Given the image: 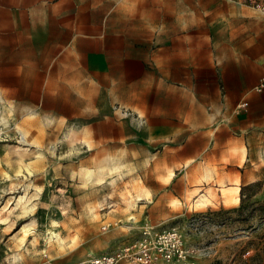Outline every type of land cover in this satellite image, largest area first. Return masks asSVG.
<instances>
[{"label":"rangeland","instance_id":"374dc122","mask_svg":"<svg viewBox=\"0 0 264 264\" xmlns=\"http://www.w3.org/2000/svg\"><path fill=\"white\" fill-rule=\"evenodd\" d=\"M196 1L185 0L186 7ZM201 17L208 30V12ZM225 25V18L216 22ZM194 27L187 9L185 33ZM11 38L0 34V73L2 62L16 58ZM152 49L159 60L156 36ZM127 63L133 65L109 68L99 82L42 84L51 90L43 98L26 91V98L12 100L0 92V264L82 262L118 251L146 225L179 227L193 264H264V169L253 179L233 172L244 163L218 167L204 160L201 132L224 117L207 120L204 100L200 115L192 114L194 94L215 86L221 102L223 84L206 85L197 74L185 85L184 114L167 115L159 61ZM170 125L178 131H167ZM186 142L196 150L181 165L174 157ZM256 181L261 184L245 189L251 195L244 204L233 200L235 186L240 197V187Z\"/></svg>","mask_w":264,"mask_h":264},{"label":"crops","instance_id":"0c3cea01","mask_svg":"<svg viewBox=\"0 0 264 264\" xmlns=\"http://www.w3.org/2000/svg\"><path fill=\"white\" fill-rule=\"evenodd\" d=\"M187 9L196 24L192 34L184 31ZM206 11L208 30L201 28V13ZM222 18L226 25L217 27ZM0 34L13 37L10 49L16 57L2 62L0 92L5 99H24L26 91L51 92L42 84L71 87L86 84L89 77L98 81L109 68L133 65L127 62L138 66L159 61L168 88L167 115L182 116L185 85L197 74L209 86L218 79L223 101H218L215 86L212 92L193 95L194 116L200 115L204 100L209 104L207 120L224 117L201 132L200 139L207 143L204 160L218 167L244 163L233 172L251 173L253 179L264 169V10L233 0H197L188 7L185 0H0ZM154 36L159 60L153 55ZM47 61H52L49 69ZM166 130L178 128L170 125ZM195 150L186 142L174 158L181 165L191 162Z\"/></svg>","mask_w":264,"mask_h":264},{"label":"built area","instance_id":"2783aa9c","mask_svg":"<svg viewBox=\"0 0 264 264\" xmlns=\"http://www.w3.org/2000/svg\"><path fill=\"white\" fill-rule=\"evenodd\" d=\"M264 10V0H238ZM3 131L0 129V136ZM124 259L133 264H193L194 254L179 227L146 225L118 251L92 255L72 264H118Z\"/></svg>","mask_w":264,"mask_h":264},{"label":"trees","instance_id":"16d2710c","mask_svg":"<svg viewBox=\"0 0 264 264\" xmlns=\"http://www.w3.org/2000/svg\"><path fill=\"white\" fill-rule=\"evenodd\" d=\"M260 184H261L260 181H256V182L250 183L248 185H243V186L240 187V202H241L240 206L242 204H244L245 201H246V198L251 195V193L250 194H247L245 192V189L252 188L253 186L260 185ZM260 208H263V211L262 212L264 213V204H261Z\"/></svg>","mask_w":264,"mask_h":264},{"label":"bare ground","instance_id":"6f19581e","mask_svg":"<svg viewBox=\"0 0 264 264\" xmlns=\"http://www.w3.org/2000/svg\"><path fill=\"white\" fill-rule=\"evenodd\" d=\"M1 129V128H0ZM23 136H21V138H22ZM22 150V149H21ZM238 190H239V187L238 186H235L234 188H233V191H234V193L235 194H233V200L234 201H239L240 200V197H239V195L237 194V192H238ZM199 199H201V198H199ZM202 201H204V200H202ZM200 203V202H199ZM53 235L54 234H51V236L53 237Z\"/></svg>","mask_w":264,"mask_h":264}]
</instances>
